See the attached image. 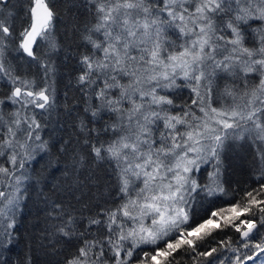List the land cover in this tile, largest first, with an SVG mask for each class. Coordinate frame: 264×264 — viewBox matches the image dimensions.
I'll return each mask as SVG.
<instances>
[{
	"label": "snow or ice",
	"instance_id": "1",
	"mask_svg": "<svg viewBox=\"0 0 264 264\" xmlns=\"http://www.w3.org/2000/svg\"><path fill=\"white\" fill-rule=\"evenodd\" d=\"M8 2L0 0V77L11 88L0 106L19 107L8 120L0 111V264H7L3 253L13 243L23 183L30 179L25 165L36 149L47 148L37 131L42 125L22 110L54 108L49 64L40 82L6 66L15 35ZM92 6L95 23L82 39L94 51L81 57L78 83L99 101L85 111L93 118L107 111L115 120L103 129L112 133L108 139L97 135L93 142L92 132L100 130L83 120L80 131L97 161L114 162L118 203L86 224L53 203V254L57 245L75 241L63 264H179L181 250L193 264H264V0H94ZM28 14L18 49L37 60L38 40L57 48L55 13L48 0H30ZM223 79L231 83L214 97L215 82ZM182 87L190 102L174 111L167 93ZM246 139L259 145V186L229 207L214 208L210 198L225 191L219 175L226 142ZM211 161L202 183L197 173ZM223 228L238 235L206 246Z\"/></svg>",
	"mask_w": 264,
	"mask_h": 264
},
{
	"label": "trees",
	"instance_id": "2",
	"mask_svg": "<svg viewBox=\"0 0 264 264\" xmlns=\"http://www.w3.org/2000/svg\"><path fill=\"white\" fill-rule=\"evenodd\" d=\"M49 7L55 15L52 34L57 48L52 50L47 41H37L34 50L37 60L27 57L18 49L19 32L30 23L28 7L30 0H9L7 14L12 17L15 35L8 42L4 54L7 63L15 66L21 76L35 78L38 82L44 74L43 65L51 66L48 82L54 89V108L49 111L40 109L22 110V115H35L42 127L37 130L41 141L47 142L43 151L36 149L35 158L26 163L24 174L30 179L24 181V194L16 217V227L13 229L14 240L9 249L4 251L2 259L7 264H63L65 256L75 251V241L62 243L56 247L59 251L53 254L48 236L52 220L48 213L52 211L53 203L63 205L69 212L75 214L86 224V218L103 208L114 207L118 203L114 162L97 161L85 145V133L80 131L81 120L91 129L93 142L97 135L102 139L112 136L109 131L104 133L114 120V114L101 111L93 118L91 109L99 101L78 83L83 65L81 57L91 54L94 50L83 39L86 29L95 23L94 0H48ZM259 22H256L258 24ZM250 31V30H249ZM172 39H176L172 36ZM178 83H180L178 81ZM227 79L217 80L214 85V97L222 91ZM11 83L0 77V98L8 95ZM179 110L186 102H190V91L187 88H176L168 92ZM6 103L0 106L5 120L9 113L18 108ZM26 127V126H25ZM33 141V146L41 143ZM259 145L251 140H229L221 153L219 182L224 193H219L214 208H225L239 202L246 190L259 186L257 177L261 167L258 152ZM0 163L5 159L0 157ZM211 161L201 167L197 173L198 179L207 182L208 173L213 171ZM9 166V165H5ZM20 174L19 172L17 173ZM207 207V201L204 202ZM195 219L203 216L201 205H194ZM234 229L223 228L213 233L205 241L206 246L215 247L217 241L236 238ZM146 250L150 246H144ZM179 264H193L192 259L183 250L175 254Z\"/></svg>",
	"mask_w": 264,
	"mask_h": 264
},
{
	"label": "bare ground",
	"instance_id": "3",
	"mask_svg": "<svg viewBox=\"0 0 264 264\" xmlns=\"http://www.w3.org/2000/svg\"><path fill=\"white\" fill-rule=\"evenodd\" d=\"M168 94V93H167ZM9 118V117H8ZM6 119V118H5Z\"/></svg>",
	"mask_w": 264,
	"mask_h": 264
},
{
	"label": "rangeland",
	"instance_id": "4",
	"mask_svg": "<svg viewBox=\"0 0 264 264\" xmlns=\"http://www.w3.org/2000/svg\"><path fill=\"white\" fill-rule=\"evenodd\" d=\"M214 162V161H213Z\"/></svg>",
	"mask_w": 264,
	"mask_h": 264
}]
</instances>
